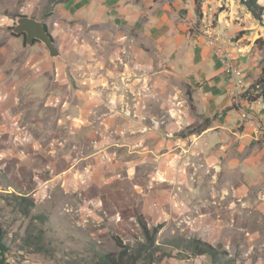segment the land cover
<instances>
[{
  "label": "rangeland",
  "instance_id": "obj_1",
  "mask_svg": "<svg viewBox=\"0 0 264 264\" xmlns=\"http://www.w3.org/2000/svg\"><path fill=\"white\" fill-rule=\"evenodd\" d=\"M11 2L0 0V224L6 264H91L100 252L119 251L116 238L136 249L147 245L148 236L155 239L154 246H148L154 263L144 250L137 264H219L206 255H193L183 244L189 239L210 244L226 261L264 264V161L251 172L255 176L243 163L228 161L249 158L252 148L263 147L264 138L219 158L214 152L190 149L191 142L185 145L179 139L188 129L177 133L169 117L186 115L188 90L181 77L165 71L156 45L123 28L98 30L78 23L54 33L64 60H50L42 43L26 47L23 37L11 32L15 17L26 11ZM258 3L263 7L261 20L240 0H198L200 11L188 29L216 37L210 31L223 24L257 57L260 73L250 85L240 86L232 105L244 122L258 120L254 123L262 125L242 106L243 100L264 101L247 100L258 93L255 81H264V0ZM146 53L153 56L154 65L147 64L153 68L142 64L137 69ZM44 61L53 70L45 69ZM231 64L235 68L232 59ZM88 90L92 96L114 98L105 111L155 116L156 122L144 118L142 123L170 132L172 169L167 171L149 151L141 155L143 161L138 158L129 176L124 160L105 161L106 151L99 161L86 160L94 151L87 143L55 144L67 130L56 125L61 110L73 103L78 115ZM238 130L240 135L242 124ZM218 140L219 147L226 142ZM232 140L230 145L237 148L242 137ZM161 141L154 137L148 143L157 148ZM108 150L117 158L126 155L124 148ZM90 164L94 173L87 169ZM105 181L112 185L100 190L99 183ZM125 181L130 183L124 186L127 195L115 194L122 187L118 182Z\"/></svg>",
  "mask_w": 264,
  "mask_h": 264
},
{
  "label": "crops",
  "instance_id": "obj_2",
  "mask_svg": "<svg viewBox=\"0 0 264 264\" xmlns=\"http://www.w3.org/2000/svg\"><path fill=\"white\" fill-rule=\"evenodd\" d=\"M4 1H12L11 3L16 4V6L24 8L26 11L22 15H28L42 21L51 36L60 30L69 31L73 25L78 26V23H84L87 27L98 30L116 27L133 31L141 37V40L153 46L156 45L162 51L159 59L164 63L165 71L170 73L173 71L181 77L184 80V89L188 90L185 96L190 105L186 115L183 117L169 116L170 120L178 126L177 133L181 132L184 127L186 129L202 123L205 119L209 120L204 130L189 132L185 136L180 135L181 144L191 142L190 149L199 148L197 152L204 154L214 152L215 157L219 158L225 153L231 152L233 154L236 153V150L249 149L248 146L251 141L264 138V132L256 131L255 127L251 125L258 120L244 122L238 112L239 110L232 105L234 96L240 90L238 88L233 92L234 83L239 80L244 86L250 85L260 73L258 59L256 56L248 54L242 38L236 39L234 30L226 29L223 24H219L210 31V34L213 33L216 37L212 35L208 37L197 31H189L188 25L196 21L200 11L198 0ZM0 20L2 19L0 18ZM216 45L220 46L229 59L233 60L234 70L228 69L224 57L217 52ZM137 60H139L138 57ZM132 61L134 62V59ZM45 62L43 67L47 70H53L51 64L47 65ZM149 63L154 65V59L150 53H146L141 55L136 68L138 69V66L142 64H145L149 69L153 68L152 65H147ZM66 68L67 66H65V70ZM92 92L93 90L86 91V97L81 99L78 115H75L73 103L67 105L65 109L63 107L60 117L56 119V125L57 127L61 126L64 130L67 129L64 131L66 135L55 139V144L57 142L62 144L65 141L74 147L77 143H87L94 151L84 157L86 160L94 158L99 161L106 151L105 161L124 160L129 176H132L131 169L138 163V158L143 161L140 159L141 155L149 151L158 155V159L162 161V166L167 171L172 169L175 156L171 154L170 143L172 140L168 134L170 132L165 134V129L158 130L154 124L148 126L142 123L144 118L156 122L155 116L147 114L144 117L135 114V117H132L115 108L105 111L106 106L112 108L114 104L111 99L114 98L109 100V98L92 96ZM183 101L184 97L182 98ZM243 102L245 103L242 106L249 108L250 114L253 113L264 125V101L262 104L260 102L248 103L244 100ZM98 107H103L101 112L97 111ZM64 111L66 113H63ZM189 112L192 114H187ZM85 114H87L86 117ZM241 124L242 132L239 135L238 128ZM71 128L72 130H69ZM112 133L116 134L115 138H111ZM95 135H99V137ZM154 137L162 139L161 147L156 148L154 143L149 145L148 141L153 140ZM235 137H242L241 145L237 148L230 145ZM192 138L195 141H191ZM218 139H224L225 144L219 147ZM114 147L124 148L126 155L121 154L119 158L113 156V151L108 149ZM261 149L252 148V155L249 158L242 160L232 158L228 161L232 164L243 163L251 175L258 164L264 161L261 159L264 154V145ZM213 160L211 157L210 161L213 162ZM87 169L94 173L95 166L92 169L90 164ZM108 182L110 181L100 182L99 189L104 190L105 187L112 185H108ZM118 184H121L122 187L116 190L118 192L115 194L121 193V195L126 196L125 187L130 183L125 181L118 182ZM88 185L92 186L91 183Z\"/></svg>",
  "mask_w": 264,
  "mask_h": 264
},
{
  "label": "trees",
  "instance_id": "obj_3",
  "mask_svg": "<svg viewBox=\"0 0 264 264\" xmlns=\"http://www.w3.org/2000/svg\"><path fill=\"white\" fill-rule=\"evenodd\" d=\"M242 4H244L247 10L258 20L262 19L263 7L258 3V0H240ZM18 36V35H14ZM25 41V37L23 36ZM37 42V41H35ZM258 86V93L252 98H248L247 100L250 102L256 101L259 98H264V81L261 80V77L255 81ZM253 88V87H252ZM209 123L208 119H205L202 123L193 125L191 127H187L190 133L195 131H201L206 128ZM188 132V133H189ZM143 230L145 231L146 237L148 235L147 228L145 224H142ZM5 230L0 224V264H6L5 260V252L7 250L5 243ZM180 240V239H178ZM175 243V242H174ZM116 244L119 247V251L117 253L114 252H100L98 259L93 261L91 264H137L141 258V254L143 251H149V258L151 262L154 263L152 259V254L150 251L151 248L155 244V239L153 236L147 237V245H139L136 249H131L128 245L123 244L119 238H116ZM185 247L196 256L206 255L212 260L218 262L219 264H236L231 261H226L221 253L213 248L210 244L203 242L199 239H189L186 242H183ZM178 243H175L174 246H177ZM223 255H226V252H222ZM70 264H79L77 262H73Z\"/></svg>",
  "mask_w": 264,
  "mask_h": 264
},
{
  "label": "water",
  "instance_id": "obj_4",
  "mask_svg": "<svg viewBox=\"0 0 264 264\" xmlns=\"http://www.w3.org/2000/svg\"><path fill=\"white\" fill-rule=\"evenodd\" d=\"M11 32L14 35L24 36L26 47H31L35 41L42 43L48 51L50 60H64L58 46L42 21L27 15H17Z\"/></svg>",
  "mask_w": 264,
  "mask_h": 264
},
{
  "label": "built area",
  "instance_id": "obj_5",
  "mask_svg": "<svg viewBox=\"0 0 264 264\" xmlns=\"http://www.w3.org/2000/svg\"><path fill=\"white\" fill-rule=\"evenodd\" d=\"M216 50H217V52L218 53H220V55H222V57H224V60H225V63H226V66L228 67V69H230V70H234V68H233V66H232V64H231V59H229V57L227 56V54L225 53V51L224 50H222V48L220 47V46H217L216 45ZM238 85H243L242 84V82L241 81H236L235 83H234V89L238 86ZM233 92H234V90H233ZM251 125H253L254 127H255V129H256V131H258V132H264V125H260V124H255L254 122H253V124H251Z\"/></svg>",
  "mask_w": 264,
  "mask_h": 264
},
{
  "label": "bare ground",
  "instance_id": "obj_6",
  "mask_svg": "<svg viewBox=\"0 0 264 264\" xmlns=\"http://www.w3.org/2000/svg\"><path fill=\"white\" fill-rule=\"evenodd\" d=\"M240 86L241 85H238L235 89H234V92L238 89V88H240ZM236 94V93H235ZM243 115V114H242Z\"/></svg>",
  "mask_w": 264,
  "mask_h": 264
}]
</instances>
